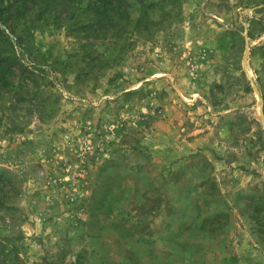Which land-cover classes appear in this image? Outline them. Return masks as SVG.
I'll return each mask as SVG.
<instances>
[{
	"label": "rangeland",
	"instance_id": "obj_1",
	"mask_svg": "<svg viewBox=\"0 0 264 264\" xmlns=\"http://www.w3.org/2000/svg\"><path fill=\"white\" fill-rule=\"evenodd\" d=\"M88 3L0 15V264H264V0Z\"/></svg>",
	"mask_w": 264,
	"mask_h": 264
},
{
	"label": "trees",
	"instance_id": "obj_2",
	"mask_svg": "<svg viewBox=\"0 0 264 264\" xmlns=\"http://www.w3.org/2000/svg\"><path fill=\"white\" fill-rule=\"evenodd\" d=\"M88 1L85 10L91 13V24L97 22L105 27L107 32L115 27L126 29L129 24H132V22H128V10L123 7L122 3L124 0ZM75 2L76 0H0V15L10 11L8 17L14 15V21L30 19L41 21L43 25L51 22L57 25L59 22L69 21L73 18L72 11ZM61 11L64 15L59 17ZM124 18L126 19L124 20ZM149 21L150 19H146L147 25H150ZM122 22L129 24L125 26ZM27 70L26 65L20 61L12 38L0 24V97L12 92L15 88L13 78L18 77L19 74L24 75ZM5 181L6 174L0 173L1 191L6 188ZM2 204L3 201L0 199V205Z\"/></svg>",
	"mask_w": 264,
	"mask_h": 264
}]
</instances>
